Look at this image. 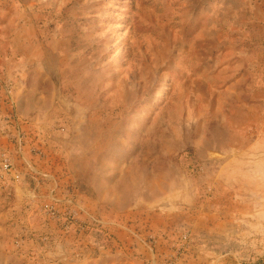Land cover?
<instances>
[{"label": "rangeland", "instance_id": "1", "mask_svg": "<svg viewBox=\"0 0 264 264\" xmlns=\"http://www.w3.org/2000/svg\"><path fill=\"white\" fill-rule=\"evenodd\" d=\"M0 264H264V0H0Z\"/></svg>", "mask_w": 264, "mask_h": 264}, {"label": "built area", "instance_id": "2", "mask_svg": "<svg viewBox=\"0 0 264 264\" xmlns=\"http://www.w3.org/2000/svg\"><path fill=\"white\" fill-rule=\"evenodd\" d=\"M2 171H11L10 165L7 162H4L1 166Z\"/></svg>", "mask_w": 264, "mask_h": 264}]
</instances>
